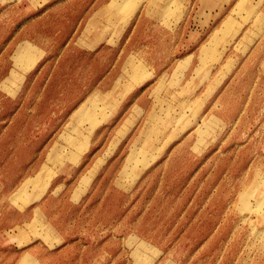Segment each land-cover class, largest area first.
I'll return each mask as SVG.
<instances>
[{"label": "rangeland", "instance_id": "1", "mask_svg": "<svg viewBox=\"0 0 264 264\" xmlns=\"http://www.w3.org/2000/svg\"><path fill=\"white\" fill-rule=\"evenodd\" d=\"M255 191L264 0H0V264H264Z\"/></svg>", "mask_w": 264, "mask_h": 264}, {"label": "bare ground", "instance_id": "2", "mask_svg": "<svg viewBox=\"0 0 264 264\" xmlns=\"http://www.w3.org/2000/svg\"><path fill=\"white\" fill-rule=\"evenodd\" d=\"M178 120V119H177ZM149 144V143H148ZM57 157L60 159L61 157H63L62 156V153H58V155H57ZM49 159V158H48ZM42 179H44V178H42V177H38V179H37V182L39 183V184H44L43 185V189H47L48 188V186H49V184H50V182H51V180H52V176H50L49 177V181L45 184V183H40L41 181H42ZM31 180V179H30ZM47 181V180H46ZM31 182V181H30ZM254 194H255V197H258L259 199H258V201L260 202L261 200H262V197H264V193L263 192H261L260 194L258 193L257 194V191H255L254 192ZM15 199V202H20V201H22V205L20 206L21 208H23V207H25V205H26V203L28 204L29 202H30V200H31V198L26 194V191H25V189H22L20 192H18V194L16 195V197L14 198ZM18 199V200H17Z\"/></svg>", "mask_w": 264, "mask_h": 264}]
</instances>
